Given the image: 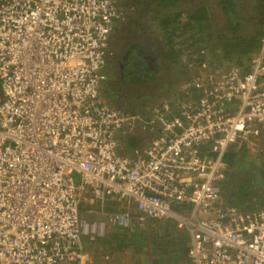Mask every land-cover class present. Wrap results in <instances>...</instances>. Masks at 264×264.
<instances>
[{"label":"built area","instance_id":"1","mask_svg":"<svg viewBox=\"0 0 264 264\" xmlns=\"http://www.w3.org/2000/svg\"><path fill=\"white\" fill-rule=\"evenodd\" d=\"M119 17L116 0H0V264H89L110 224L150 219L189 234L192 264H264V207L243 213L220 186L230 148L264 136V39L130 155L141 119L100 91ZM85 200L122 208L88 221Z\"/></svg>","mask_w":264,"mask_h":264},{"label":"trees","instance_id":"2","mask_svg":"<svg viewBox=\"0 0 264 264\" xmlns=\"http://www.w3.org/2000/svg\"><path fill=\"white\" fill-rule=\"evenodd\" d=\"M126 1L129 5L126 9L131 15L145 16V35L150 39L145 51L152 57L159 55L157 68L152 69L146 55L142 68L144 57L140 56L137 41L125 45L130 49L129 56L135 58L124 81L130 90L135 87L153 92L156 83L162 79L158 66H167L177 79L189 78L186 63L192 60L209 64L208 74L212 82L221 79L224 72L234 66L246 73L263 43L264 0ZM139 63L141 67L137 66ZM204 88H198L194 97L202 95ZM135 140L132 137L130 143L136 145ZM137 148L141 147L132 149ZM244 155L245 147L233 145L225 156L229 168L234 170ZM242 167L240 165L239 172L245 174ZM255 171L241 186L238 197L251 189L255 179L257 181ZM113 207H109V211H113ZM88 215L93 217L94 214L90 211ZM138 226L111 227L105 235L90 242L88 248L92 256L89 264H192L189 234L182 233L172 220L151 221L145 227Z\"/></svg>","mask_w":264,"mask_h":264},{"label":"flooded vegetation","instance_id":"3","mask_svg":"<svg viewBox=\"0 0 264 264\" xmlns=\"http://www.w3.org/2000/svg\"><path fill=\"white\" fill-rule=\"evenodd\" d=\"M116 4L120 11V17L114 22V34H112L109 42L108 55L106 56L103 70L107 73L111 83L117 80V77L119 76L117 75L118 72H122L121 75L123 77L120 76V82L115 84L118 86L117 88L107 89L108 93L111 95V98L107 97L105 100L115 111H118L124 115L128 114L127 116H131V114H133L131 112H145V100H149L150 96L148 91L140 90L139 88L135 87H132V90H130L124 84V81L126 82L127 79V73H129V70H132L133 68L131 64L134 65L135 62V58L129 56L130 49L125 48V45L129 44V41H137L140 56L144 57V64L142 68L145 67L146 55V60L149 62L148 64H150L152 69H155L157 64L156 61L159 55L156 54V56L152 57L149 56L147 54L148 52L145 51V46L148 47V43H150V39L147 35H145V16H140L141 18H138L137 16L131 15L126 9L129 8L126 0H116ZM130 38L132 39L129 40ZM116 52H119L118 58H116ZM137 66L141 67V64L139 63ZM206 67L207 65L198 63L195 64V73L200 85H207L209 80H212L211 75L209 77H205V79L203 78V73ZM157 87L158 86H156L154 91H156V95H159L160 91ZM154 99H156L155 93L152 96V101H154ZM144 120L145 119H141V121ZM144 125L145 124H143V126ZM137 128H140L139 124L134 125V134L142 131V128L140 130ZM143 131L150 135L153 134L150 126L148 125L147 129H144Z\"/></svg>","mask_w":264,"mask_h":264},{"label":"crops","instance_id":"4","mask_svg":"<svg viewBox=\"0 0 264 264\" xmlns=\"http://www.w3.org/2000/svg\"><path fill=\"white\" fill-rule=\"evenodd\" d=\"M193 62L190 61L189 63V78H176L173 74L170 76L171 84L169 87L165 90L162 89V87L158 86L157 88L160 90L159 95H156V91L149 92L148 94L150 96L149 100H145V112H131V116H134L136 118L140 119H145L147 122V125L150 126L151 131H161L160 128V118L162 115H165L167 118H169V114H172L174 116L179 112L178 108L176 107L178 105V102L182 99L183 95L189 90L190 92H195L198 91V79L197 75L195 73V64L197 63L196 60H192ZM106 73V72H105ZM122 72H118L117 75V80H115L113 83L109 81V77L107 76V80L101 84L100 91L102 93V97L105 99L107 97L111 98V95L108 93L107 89H115L118 86L115 84H118L120 82V76L123 77ZM107 75V73H106ZM109 81V82H108ZM207 86V85H206ZM152 88V86H150ZM156 88V87H155ZM209 88V87H208ZM155 93L156 99L152 101V96ZM128 115V114H127ZM144 121H140V128H137L140 130L143 127V124H145ZM127 128V127H126ZM132 137L136 138V145L138 147H141L142 149L145 148L147 145L148 141L151 139L150 134L146 133L145 131H140L136 134L134 133H128L126 136H124V146L126 147L125 149L127 150V153L132 155L133 151L135 149H132L134 147H137L136 145H132L130 143V139ZM87 203V209L81 211L82 216L87 219L88 221H94V220H105L106 219V214L109 211V207H113V211L116 209H121L116 202L108 201L106 206H102L100 202L94 201H83ZM116 206V207H115ZM92 211L94 214L93 217H90L88 214ZM151 221H157L156 219H150L146 222L144 225H139L140 227H145L149 222ZM118 227V225H109L107 229H110L111 227ZM139 226L137 228H139ZM134 227V226H133ZM126 228H131V227H126ZM106 234V232H105ZM87 244V249L89 247V243ZM91 260V259H90ZM89 260V261H90Z\"/></svg>","mask_w":264,"mask_h":264},{"label":"rangeland","instance_id":"5","mask_svg":"<svg viewBox=\"0 0 264 264\" xmlns=\"http://www.w3.org/2000/svg\"><path fill=\"white\" fill-rule=\"evenodd\" d=\"M118 57H119V52H116V58ZM189 63L190 61H187L186 63L188 68H189ZM204 63L207 65L206 68L209 69L210 68L209 64L207 62H204ZM158 68L160 70L159 77H161L162 79L159 84L156 83V86H160L162 87V89L166 90L171 84L172 79H170V76L173 74V71L169 69L167 66H162V68L158 66ZM233 68H236V67L234 66L231 69ZM229 70L230 69H227L225 72ZM156 81L157 79L155 80V82ZM213 82L212 80H209L206 88L215 84L216 80ZM165 115H166V112H165ZM169 116H172V114H169ZM255 144L256 146L255 147L252 146L251 150H247L249 147V144L244 143L241 145L245 147L246 155L242 156L243 160H241L240 163L236 164L234 170H231L226 175V177H224L220 181L222 193L225 195L228 203L232 206L237 207L243 213H246V212L252 213L254 212L255 209L264 207V137H262L261 140L258 139V141L255 142ZM240 165H243L242 173H245V174H241L239 172ZM256 168L257 170L255 171ZM253 171L257 173V181L255 179V181L253 182L254 184L251 186V189L248 190L247 192L242 193L240 197H238V193L241 191L240 190L241 186L247 183V181L250 179V175L253 174ZM80 208H81V211L87 209V203L82 202L80 205ZM161 221H167V220H161ZM181 232L183 233L186 231L181 230ZM87 253H88L89 260H90L92 256V251L89 248L87 249ZM108 261L110 260L108 259Z\"/></svg>","mask_w":264,"mask_h":264},{"label":"clouds","instance_id":"6","mask_svg":"<svg viewBox=\"0 0 264 264\" xmlns=\"http://www.w3.org/2000/svg\"><path fill=\"white\" fill-rule=\"evenodd\" d=\"M224 73H225V72H224ZM185 94H186V93H185ZM185 94H184V95H185ZM184 95H183V96H184ZM182 98H183V97H182ZM142 131H143V130H142ZM159 132H161V131L159 130L157 133H154V134H158ZM262 137H264V136H263V135L259 136V139L261 140ZM236 145L241 146L242 144H236ZM253 147H254V146H253ZM251 148H252V146L249 145V147H248L247 150H251ZM231 170H232V169L229 168L228 173H229ZM228 173H227V174H228ZM227 174H226V175H227ZM225 177H226V176H225ZM227 204H229L228 201H227ZM229 205H230V204H229ZM94 241H95V240H94ZM91 242H93V241H91Z\"/></svg>","mask_w":264,"mask_h":264},{"label":"water","instance_id":"7","mask_svg":"<svg viewBox=\"0 0 264 264\" xmlns=\"http://www.w3.org/2000/svg\"><path fill=\"white\" fill-rule=\"evenodd\" d=\"M208 68H205L204 73H203V78L205 79V77H209L210 75L208 74ZM189 91V90H188Z\"/></svg>","mask_w":264,"mask_h":264},{"label":"bare ground","instance_id":"8","mask_svg":"<svg viewBox=\"0 0 264 264\" xmlns=\"http://www.w3.org/2000/svg\"><path fill=\"white\" fill-rule=\"evenodd\" d=\"M177 239V238H176ZM151 247V246H150ZM182 251V250H181Z\"/></svg>","mask_w":264,"mask_h":264}]
</instances>
